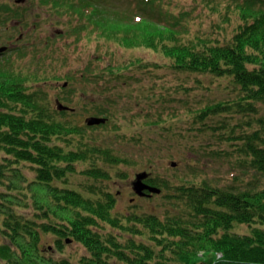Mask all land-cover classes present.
Returning a JSON list of instances; mask_svg holds the SVG:
<instances>
[{
    "label": "trees",
    "instance_id": "16d2710c",
    "mask_svg": "<svg viewBox=\"0 0 264 264\" xmlns=\"http://www.w3.org/2000/svg\"><path fill=\"white\" fill-rule=\"evenodd\" d=\"M35 1L37 8L47 9L41 12L43 23L61 25L65 38L75 40V45L66 50L81 49L84 45L78 61H87L79 67L78 78L84 75L80 81L83 87H87L90 80L94 83L86 91L93 90L94 85L111 75L112 68L101 65V58L109 52L108 45L109 48L112 45L121 49L143 48L152 55L158 54L166 62V65L147 63L142 66L144 68L166 66L175 73L226 81L222 84L227 94L224 100L196 112L199 120L208 113L223 115L218 128L225 130L226 141H236L234 130L246 120L254 123L257 130L246 133L245 138L238 137V147L234 149L237 156L245 157L246 163L241 169L249 170L251 178L254 174L253 185L226 189L206 187L204 181V188L191 193L182 189L184 185L168 188L171 198L185 202L183 213L163 220L157 219V213L121 215L126 225L147 221L142 227L161 247L158 255H154L150 244L130 240L131 250L116 249L110 257L107 250L99 246L101 238L92 233L89 224L95 218L100 219L99 215L105 216L103 210H114L117 193L108 190L113 179L109 173L116 179H123L126 174L118 169L133 164L125 156L115 154L113 142L107 145L111 141L108 127L116 118L98 104L95 111L106 117L107 122L97 127H85L73 123L76 115L73 106V114L64 115L53 110L49 105L51 102L45 99L47 93L35 91L36 102L29 103L27 97L34 89L28 82L45 81L46 73L43 77L41 73L15 72L11 70L15 65L3 66L0 68V188L6 179L13 182L14 187L19 185L22 175L17 167L20 165H28L34 171L33 179L25 182V191L20 190L21 196L16 197L32 195L34 210L16 199L9 200L18 206L20 203L21 213L26 211L28 214V217L17 212L10 214L17 225L19 221L27 222V225L22 224L26 226L23 236L38 242L40 233L58 236L71 233L89 252L88 257L80 259V264H264V182L262 187L257 185L261 178L264 180V111L257 108V103L264 105V0H223L225 3L193 0V14L204 10L219 13V21L211 26L214 31L206 29L192 37L188 36L184 22L191 11L175 14L171 11L175 8L171 0H138L139 14L133 22L129 20L134 16L133 0H125L126 4L119 0H30L31 4ZM219 7L222 13L217 11ZM28 18L32 20L33 16L28 15ZM226 24L232 25L227 26L231 27L229 32ZM93 42L95 48L90 51L88 43ZM64 53L65 48L63 57ZM136 63L139 61L130 64ZM57 66L55 62L54 67ZM114 75L116 78L122 76ZM63 78L71 86L74 78L67 75ZM68 91L71 89H63V93H67L62 97L65 100L73 93ZM237 113L242 115L238 121H233ZM253 115L255 119H252ZM125 121L132 126L137 120ZM155 122L145 123V127H152ZM103 136H106V142L98 144V138ZM77 167L81 168L77 170ZM65 174L68 177L62 180ZM75 175L86 178L77 187L70 184V178ZM93 197L100 202H95ZM103 201L109 208H105L107 205ZM39 223L40 228H37ZM235 225H246L248 230L242 233ZM78 226L89 229L88 237L78 232ZM128 231L139 233L130 228ZM32 243L30 248L34 247ZM6 250L0 247L2 254ZM218 254H221L220 258ZM13 264L70 263L44 259L37 250H32L28 251L24 263Z\"/></svg>",
    "mask_w": 264,
    "mask_h": 264
},
{
    "label": "rangeland",
    "instance_id": "374dc122",
    "mask_svg": "<svg viewBox=\"0 0 264 264\" xmlns=\"http://www.w3.org/2000/svg\"><path fill=\"white\" fill-rule=\"evenodd\" d=\"M119 1L126 4L125 0ZM137 1L133 0L132 13L134 16L129 19L131 22L135 21V15L139 14ZM217 1L225 3L223 0ZM35 2L34 6H36ZM171 2L175 6L171 11L175 14L183 10L191 11L184 18L186 32L189 37L202 33L206 29H209L210 32L214 31L211 26L219 21V13H209L204 10L196 15L192 13L194 11V7H192L193 0H171ZM11 6L16 7L13 2ZM217 11L222 13L220 7ZM16 20L18 19L16 18ZM227 26L232 25L226 24L225 27ZM230 29L231 27H227L228 32ZM229 34H227V37L230 36ZM2 41L0 38V44ZM79 48L74 49L72 47L66 54L68 60L59 67L53 68L52 73L39 61L31 66V69L37 75L46 73L47 85L52 90L47 91V86L44 85H38V87L40 90H46L49 93L45 96L47 101L52 100L54 94L59 92L62 93L59 97L66 96L67 93H63L62 89L63 82L66 81L63 79L64 76L67 75L75 79L72 85L66 88L75 91L70 96V98L74 95L76 97L71 104L76 108L73 123L83 124L85 117L99 116L95 111L98 104H101L104 109L107 108L108 114L113 115L119 123L130 119L137 120L133 130L129 131L130 134L121 131L114 132L116 125L111 126L110 124L108 127L110 131L108 134L122 136L120 141L124 143L120 146L112 144V147L117 150L115 154L120 157L125 156L128 159L127 161L133 162L130 166H121L118 169V171L126 174L123 179H116L112 173H109L113 179L112 187L108 190L115 195L118 191H121V195L118 196L114 205L113 212L115 214L121 216L123 214L159 213L169 207V203L162 201L159 195L151 199L137 198L133 204L127 202L129 195L133 194L134 176L143 170L147 171L151 177L169 181L172 185L194 183L200 186L206 181L204 182L206 187L214 186L229 189L238 185L252 184L251 179L254 174L251 178L249 170L245 171L238 168L234 171L237 154L231 152L232 145L226 141L225 130L218 128L219 123H222L223 115L208 113L202 120L197 119V111L207 105L224 100L227 96L222 85L223 82H226L225 80L212 77H210V80L200 75L175 73L176 71L166 66L156 69L154 66L149 65L144 68L142 66L147 63L159 62L166 65V62L158 54H150L147 49H121L114 45L109 48L108 45L109 52L106 53L104 59L101 58V65L112 68V72L111 75L108 74L107 78H104V82L92 87L93 90L91 91H96L92 93L86 91L87 88L83 87V83H80L82 79L78 78L80 75L78 72L79 67L87 61L83 63L78 61L82 56L84 46H81V49ZM44 52L49 53L48 50ZM132 61H139V63L131 65ZM113 74L122 76L116 78L115 75L112 76ZM53 77L62 79L53 80ZM58 81H60L59 85H57ZM87 84V87L91 89L94 83L90 80ZM257 108L264 111L263 104L257 103ZM232 120L234 121V119ZM152 121L157 122L152 127H145V123ZM124 126L128 127L127 123H124ZM195 130L196 132H194ZM95 133L99 134V132ZM111 140L115 141L114 139ZM100 141L106 142L104 136ZM110 143L108 142L107 145ZM167 154L169 155L166 156ZM169 161H176L175 168L167 167ZM148 163L151 165L148 166ZM17 168L22 175L19 182L20 188L24 189L25 182L33 179V172L28 165H20ZM80 168L77 167V170ZM146 178L147 176L145 180ZM85 180V177L75 175V177L70 178V184L77 187ZM263 182L264 180L260 179L257 185L262 187ZM204 187L202 185V188ZM20 190L15 188L13 183H10L7 179L0 188V247L7 249L4 254L0 252V264H13L17 261L24 263L28 251L32 250H37L40 257L51 261L64 259L69 263L76 264L81 258H85L87 256L85 248L74 237H71L70 242L63 243L61 249L58 250L55 244L57 238L50 233H40L38 242L23 236V227L26 228L23 225H27V222L20 223L19 221L17 225L10 217L12 212L21 213L20 203L18 206L13 202L15 197L21 196ZM167 195L168 193L165 191L162 196L168 198ZM177 208L178 206L174 205V210H177ZM21 214L28 217L26 211ZM29 225L31 226V223ZM126 226L127 230L130 228L133 232L139 231L138 234L128 231L131 234V240L135 243L150 244L154 255H158L161 247L157 246L158 242L151 234L147 235L143 227ZM89 227L92 233H97L100 238L108 233L114 234L110 231L109 226L98 218H95L89 224ZM37 228H40V223ZM247 228L246 225L236 226V230L242 233L247 232ZM31 243L34 245L33 248H30Z\"/></svg>",
    "mask_w": 264,
    "mask_h": 264
},
{
    "label": "flooded vegetation",
    "instance_id": "af4514ba",
    "mask_svg": "<svg viewBox=\"0 0 264 264\" xmlns=\"http://www.w3.org/2000/svg\"><path fill=\"white\" fill-rule=\"evenodd\" d=\"M29 1L0 0V38L3 40L0 47L7 48L0 54V62L4 65L22 62L17 60V56L41 58L63 47L64 29L59 24L43 23L41 11L47 9H34ZM12 2L16 7L11 6ZM28 15H32L33 19H29Z\"/></svg>",
    "mask_w": 264,
    "mask_h": 264
},
{
    "label": "bare ground",
    "instance_id": "6f19581e",
    "mask_svg": "<svg viewBox=\"0 0 264 264\" xmlns=\"http://www.w3.org/2000/svg\"><path fill=\"white\" fill-rule=\"evenodd\" d=\"M212 35H214V33H212ZM93 44H95V42H93L91 44L88 43L90 51H93L94 48H95V45H93ZM34 92L35 91L32 90L29 93V95L27 97V102H29V103L36 102V94ZM239 115L241 116L242 114H238V113L234 114V121H238L239 120V117H240ZM255 118H256V116L253 115L252 119H255ZM241 119L243 120L244 118H241ZM239 124L234 130V133H235V136H236L237 139L234 142L233 147L236 146V144L238 143V137L239 138H245L244 136H245L246 133H250L253 130H257V126L254 123H251L248 120L242 122V124L241 123H239ZM244 158L245 157L240 156V155L236 156V158H235L236 162H235V166H234V171H235V169H238V168L241 169L242 168V164L246 163L244 161ZM171 165L175 167L176 166V161L172 162ZM32 172L34 173L33 170H32ZM146 176H147V178L145 180ZM67 177H68L67 174L63 175L62 180L66 179ZM149 179L153 180L155 178L150 177L147 173H145L144 174V178L141 180V182L143 184H146L147 186H149ZM134 181L135 180H133V182ZM155 181L157 183H159V186L154 184L150 189H148V191L146 192L147 199L155 198L156 196L159 195V196H161V200L162 201H166V202L169 203V207H166L161 212H159L157 214H155V212H152V213L155 214L157 219H160V220H163L164 218L170 219V218H172L174 216V214H178L179 215L180 213H183L186 210L185 202L182 201V200H179V199H171V198H167V197H164V196L160 195V190L162 188L161 181L159 179H155ZM15 188H17V189L19 188V189L25 191V187H24V189L20 188V184L18 186H16ZM132 191H134L133 185H132ZM136 194L139 195V196H145V193L143 192V190H142L141 194H138V193H136ZM119 195H121V191H118L117 196H119ZM31 196L32 195H25L23 198H16L15 197V199L18 200L26 208L34 210V206H33V202H32ZM93 200L95 202L99 201L97 197H95V198L93 197ZM134 200H135V198H134L133 194L131 193L129 195L128 199H127V202H132ZM103 204L107 205L104 201H103ZM174 205L178 206L177 210H174ZM105 208H109L108 205ZM103 212H105L106 215L105 216L104 215H99V217L105 224H107L109 226V228L111 229L110 231L112 233H114V234L108 233V234L103 235L101 237V239L98 240L99 246L105 248L107 250L108 255L110 257H113V252L116 249L123 248L125 250V252H128L129 250H131L132 249V242L130 241L131 240L130 239L131 234L127 230V226H126L125 220L121 216L115 214L113 212V210H111V209L103 210ZM145 224H147L146 220H144L142 223H137L136 222L135 226L136 227H142ZM88 231H89V229H87L85 227H82V226H78V232L82 236L88 237ZM68 234H70V235H68ZM64 236H60V237L65 239L66 241H61L58 238L55 241V244H56V247H57L58 250L61 249V246L63 245V243L70 242L69 238L74 237L73 234H71V233H65ZM80 244L83 245L81 242H80ZM79 261L76 264H80ZM57 262H66L67 263L68 261L63 259V260H60V261H57ZM70 264H73V263L70 262Z\"/></svg>",
    "mask_w": 264,
    "mask_h": 264
},
{
    "label": "water",
    "instance_id": "95a60500",
    "mask_svg": "<svg viewBox=\"0 0 264 264\" xmlns=\"http://www.w3.org/2000/svg\"><path fill=\"white\" fill-rule=\"evenodd\" d=\"M3 49H0V51H2ZM58 108L59 109H63V107L61 106V105H59L58 104ZM100 122H103V121H101V120H94V119H90V120H88L87 121V123L89 124V125H93V124H98V123H100ZM144 178V174L143 173H141V174H137L136 175V178H135V181L132 183V185H133V189H134V191L136 192V193H138V194H141V192H142V190H144V189H150L151 187H149V186H147L146 184H143L142 182H141V180Z\"/></svg>",
    "mask_w": 264,
    "mask_h": 264
}]
</instances>
